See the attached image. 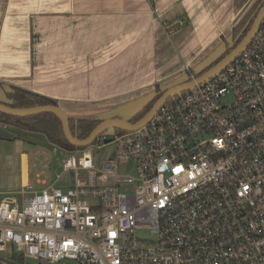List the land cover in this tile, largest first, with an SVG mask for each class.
<instances>
[{"label":"built area","instance_id":"built-area-1","mask_svg":"<svg viewBox=\"0 0 264 264\" xmlns=\"http://www.w3.org/2000/svg\"><path fill=\"white\" fill-rule=\"evenodd\" d=\"M262 18L209 79L139 128L103 134L113 155H68L70 185L22 187L1 200L0 256L13 251L22 264H264Z\"/></svg>","mask_w":264,"mask_h":264},{"label":"crops","instance_id":"crops-1","mask_svg":"<svg viewBox=\"0 0 264 264\" xmlns=\"http://www.w3.org/2000/svg\"><path fill=\"white\" fill-rule=\"evenodd\" d=\"M254 2L0 0V99L4 88L16 87L52 99L68 117L129 118L152 98L153 85L164 90L217 60L232 27ZM179 19L187 24L178 27ZM18 139L29 145L18 155L21 188L72 183L62 164L77 150L47 138ZM17 192L0 190V201Z\"/></svg>","mask_w":264,"mask_h":264},{"label":"trees","instance_id":"trees-1","mask_svg":"<svg viewBox=\"0 0 264 264\" xmlns=\"http://www.w3.org/2000/svg\"><path fill=\"white\" fill-rule=\"evenodd\" d=\"M263 2L264 0H255L251 8L242 16L241 20L232 28L231 31L232 45L231 46L226 45L225 51L222 53V55L217 60L212 62V64H210L209 67L215 64L217 61L221 60L224 56H226V53H228L242 40L245 33L252 25L254 17L257 14ZM209 67H207L206 69H208ZM202 71L194 73V76L200 75ZM162 92L163 90L157 89V93L155 97H153L145 105H143L137 113H135L133 116L130 117L129 120L131 122H135L139 120L150 109L151 105L162 94ZM4 94L6 95V99H7L5 103L15 108L56 104L55 101L49 99L48 97H45L37 93L36 94L31 93L22 88L10 87L9 90L4 92ZM178 95L179 94H176L175 96L169 98L167 101L174 99ZM98 122H100V120L95 118L74 119L73 117L72 118L69 117V127L71 133L78 138L86 137ZM6 125L19 128L27 132L43 134L50 143L54 145L57 144L68 151L85 150L87 148V147H77L73 144L71 145L68 143V141L64 136L60 120L57 118L55 114L53 115L51 113H40L34 116L15 117L13 115L0 112V127ZM120 132L123 131L116 130V133H120ZM103 134L104 133H101L92 143L103 145L104 143L101 138ZM14 138L17 137L13 136L12 138L9 139H14ZM22 262L23 259L13 251H11L9 258L4 259L0 256V264H22Z\"/></svg>","mask_w":264,"mask_h":264},{"label":"water","instance_id":"water-1","mask_svg":"<svg viewBox=\"0 0 264 264\" xmlns=\"http://www.w3.org/2000/svg\"><path fill=\"white\" fill-rule=\"evenodd\" d=\"M264 15V2L260 6L257 14L254 17L252 25L245 33L242 40L232 48L226 56H224L221 60L217 61L215 64L211 65L208 69L201 72L198 76H188L187 79L183 82L174 84V86L168 87L163 90L162 94L156 99V101L151 105L150 109L137 121L131 122L129 118H118V117H106L105 119L100 120L95 127L89 132V134L84 138H78L71 133L69 127V117L67 116L66 112L62 110V108L57 105H37L32 107H11L7 105L5 102L7 101L6 95L4 94L5 91L9 90L10 87L4 88L2 93L3 97L0 99V112L7 113L9 115H13L15 117H27V116H34L40 113H51L55 114L57 118L60 120L61 127L64 133V136L69 144H73L77 147H89L90 144L101 134H108L113 135L116 133V130H135L141 126L145 121H147L152 115H154L160 105H162L165 101L169 98L179 94L181 92L190 90L192 86L197 83L204 82L205 80L209 79L210 76L218 72L221 68H223L229 61H231L238 52H240L246 43L252 38L253 33L258 28L261 20L263 19ZM231 37V36H230ZM228 46L232 45V37L230 38L229 42L226 44ZM226 48V46H225ZM225 51V50H224ZM152 99V98H151ZM149 99V100H151ZM149 100L145 101L141 104L140 108L134 112L137 113L143 105H145ZM132 114L131 116H133ZM14 135L11 131L6 128L0 127V138H12ZM107 143V142H105Z\"/></svg>","mask_w":264,"mask_h":264},{"label":"rangeland","instance_id":"rangeland-1","mask_svg":"<svg viewBox=\"0 0 264 264\" xmlns=\"http://www.w3.org/2000/svg\"><path fill=\"white\" fill-rule=\"evenodd\" d=\"M251 6L246 7L247 9H246L245 13L251 8ZM185 24H187V21L183 25H185ZM178 25H179L178 27L183 26V25H180L179 23H178ZM194 73H196V72H194ZM158 85L159 84L157 83V84L153 85V87H152V89L154 90V94H153L152 98L155 97V95L157 93V89L160 90ZM141 92L142 91L135 92V93H126V94L123 93V95L114 97L113 99H106V101L103 102V104L107 105V107H108V106L113 105L115 103H118L120 101L123 102L124 100L131 98L135 94L139 95ZM100 103H102V102H100ZM108 112L112 114L113 110H110ZM70 118H72V117H70ZM73 118L79 119L76 117H73ZM95 119H98V118H95ZM3 127L8 129L9 131H12L13 135L19 136V137L23 136V137H25L31 141L36 142L38 140L46 138L43 134H40V133L36 134L33 132H27V131L21 130L19 128L7 126V125L3 126ZM19 137L14 138V139H9V140L4 139V138L0 139V142H2V143H0V190L1 191L6 190L7 192H15V191H19L21 189V184H20V180H19V172L16 171V166H18V164H19L18 163V155H19L20 149L28 148L29 145H27L25 143L20 144V141H18V140H20V139H18ZM19 145H21V146H19ZM114 146L115 145L112 142H107L106 144H103V145L91 143L90 146L87 147L85 150L87 152L91 153L93 155V158L96 161L101 162L113 154ZM5 155H7V157H9L7 162L4 160ZM10 253H11V251L9 252V255H10ZM24 261L26 264H37V261H35L33 259H29V258L25 259Z\"/></svg>","mask_w":264,"mask_h":264}]
</instances>
